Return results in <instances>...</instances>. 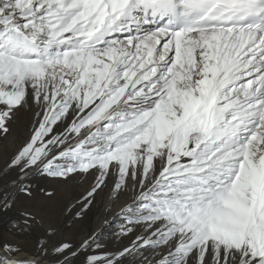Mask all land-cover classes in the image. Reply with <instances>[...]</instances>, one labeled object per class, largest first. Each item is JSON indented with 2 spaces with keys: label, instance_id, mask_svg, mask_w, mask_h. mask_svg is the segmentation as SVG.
<instances>
[{
  "label": "snow or ice",
  "instance_id": "snow-or-ice-1",
  "mask_svg": "<svg viewBox=\"0 0 264 264\" xmlns=\"http://www.w3.org/2000/svg\"><path fill=\"white\" fill-rule=\"evenodd\" d=\"M0 161V214L43 229L0 264H264V0H0ZM33 175L90 181L65 221L107 190L140 231L73 241Z\"/></svg>",
  "mask_w": 264,
  "mask_h": 264
},
{
  "label": "rangeland",
  "instance_id": "rangeland-1",
  "mask_svg": "<svg viewBox=\"0 0 264 264\" xmlns=\"http://www.w3.org/2000/svg\"><path fill=\"white\" fill-rule=\"evenodd\" d=\"M27 121L28 117L22 115L21 124L26 126ZM2 165L3 162L0 161V167H2ZM12 175H15V173L5 177V179H10ZM32 182L37 188L46 187L49 190L56 192V198L54 200H41L38 196L36 201L29 205L38 213V215L43 217L45 223L53 221L61 225L67 223L68 228L66 234L75 242H78L81 237L94 231V221L102 211L107 190L105 194H102L98 199L96 206L92 211L82 219L73 222L64 220L63 210L67 204L74 201L75 198L80 195L90 181L85 180L82 176H75L74 178H70L67 182H63L55 181L51 177L33 175ZM17 215L18 213L16 212H11L8 215L0 214V242L8 241L14 246L21 247L26 254L37 256L39 252L38 242L43 229H34L29 234H22L18 230H14L12 228L11 218L16 217ZM125 219L126 217L124 214L120 212L106 221V225L103 229L96 231L101 240L112 249L120 247L122 244H127L129 240L134 238L135 234H138L140 231V229H137L136 233L130 234L129 237L121 239L119 236V230ZM75 264H79V262L77 261Z\"/></svg>",
  "mask_w": 264,
  "mask_h": 264
},
{
  "label": "bare ground",
  "instance_id": "bare-ground-1",
  "mask_svg": "<svg viewBox=\"0 0 264 264\" xmlns=\"http://www.w3.org/2000/svg\"><path fill=\"white\" fill-rule=\"evenodd\" d=\"M127 199V197L123 198ZM123 199L120 203H123ZM120 203L117 204H111L107 198V194L104 199V204L102 207V211L100 214L96 217L94 221V230L98 231L100 229H103L106 225L105 217H107V221L114 215L120 213Z\"/></svg>",
  "mask_w": 264,
  "mask_h": 264
}]
</instances>
